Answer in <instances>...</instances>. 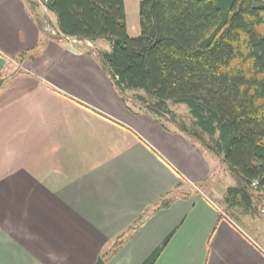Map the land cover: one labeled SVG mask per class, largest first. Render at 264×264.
<instances>
[{
    "label": "crops",
    "instance_id": "0c3cea01",
    "mask_svg": "<svg viewBox=\"0 0 264 264\" xmlns=\"http://www.w3.org/2000/svg\"><path fill=\"white\" fill-rule=\"evenodd\" d=\"M30 3L0 0V264H95L167 193L103 264H144L171 233L153 264H264V234L226 209L212 154L127 108L89 41L56 23L50 35Z\"/></svg>",
    "mask_w": 264,
    "mask_h": 264
},
{
    "label": "trees",
    "instance_id": "16d2710c",
    "mask_svg": "<svg viewBox=\"0 0 264 264\" xmlns=\"http://www.w3.org/2000/svg\"><path fill=\"white\" fill-rule=\"evenodd\" d=\"M43 1L64 37L109 43L100 64L125 105L132 91L143 93L132 101L159 118L172 120L168 102L187 107L191 127L169 123L234 179L223 194L226 209L251 214L254 201L264 208V0H141L137 37L128 35L124 0ZM4 82L0 75V88ZM173 197L147 208L101 258Z\"/></svg>",
    "mask_w": 264,
    "mask_h": 264
},
{
    "label": "rangeland",
    "instance_id": "374dc122",
    "mask_svg": "<svg viewBox=\"0 0 264 264\" xmlns=\"http://www.w3.org/2000/svg\"><path fill=\"white\" fill-rule=\"evenodd\" d=\"M141 0H126L125 2V17H126V25L128 29V35L130 37H137L139 35V23H138V8H139V3ZM31 2L30 4H34L40 9V12L42 14V20L41 24L45 28L46 32H48L50 35H55L54 29H55V21L54 17H52L51 14H48L46 11H44V1L43 0H29ZM92 44V43H91ZM40 51V47L36 49L37 53ZM91 51L94 52V58L96 61L100 64V58L104 53H108L110 51V45L108 42L101 40L97 47L91 45ZM93 55V54H92ZM101 65V64H100ZM14 69H10L9 73H11ZM137 94H143L142 92H132V91H127L124 93V97L127 100V108L129 109H136V104L139 105L138 103H135L132 101V97L136 96ZM141 109L142 106L139 105ZM168 107L170 108L172 112V120L175 121L176 124L179 125H185L186 128L191 127V118L188 112V109L185 105L183 104H175L172 102H168ZM138 112H142L141 110ZM145 114V113H144ZM171 118V117H170ZM165 121L169 122L170 120L163 118ZM170 125H173L170 123ZM208 139L206 136H204V140L206 141ZM209 161L208 166L209 169L213 172V179L212 182L217 185V187H220L218 190V194L221 195L223 191L228 187L232 186L235 184L234 179L231 177V175L228 173L226 168L219 164L216 163L212 160V155H208ZM203 191L205 190L204 188L202 189ZM195 191V189H193ZM222 196V195H221ZM221 198V197H220ZM214 201H217V209L219 211H224L225 206L222 203V200L220 199H214ZM254 208L251 212V214H244L242 213L241 210H236L234 212H240L242 216V220L246 221L248 224H251L256 227V229L259 230L262 234H264V208L260 206L259 204L254 201Z\"/></svg>",
    "mask_w": 264,
    "mask_h": 264
},
{
    "label": "water",
    "instance_id": "95a60500",
    "mask_svg": "<svg viewBox=\"0 0 264 264\" xmlns=\"http://www.w3.org/2000/svg\"><path fill=\"white\" fill-rule=\"evenodd\" d=\"M95 264H103V260L102 258H98L97 261L95 262Z\"/></svg>",
    "mask_w": 264,
    "mask_h": 264
},
{
    "label": "built area",
    "instance_id": "2783aa9c",
    "mask_svg": "<svg viewBox=\"0 0 264 264\" xmlns=\"http://www.w3.org/2000/svg\"><path fill=\"white\" fill-rule=\"evenodd\" d=\"M91 45H92V44L89 42V43H88V46H91Z\"/></svg>",
    "mask_w": 264,
    "mask_h": 264
}]
</instances>
